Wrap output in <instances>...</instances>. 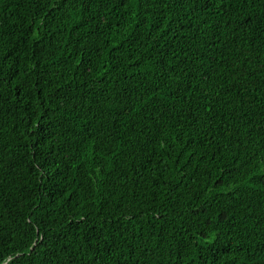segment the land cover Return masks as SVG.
Listing matches in <instances>:
<instances>
[{
  "label": "trees",
  "instance_id": "trees-1",
  "mask_svg": "<svg viewBox=\"0 0 264 264\" xmlns=\"http://www.w3.org/2000/svg\"><path fill=\"white\" fill-rule=\"evenodd\" d=\"M0 264H264V0H0Z\"/></svg>",
  "mask_w": 264,
  "mask_h": 264
}]
</instances>
